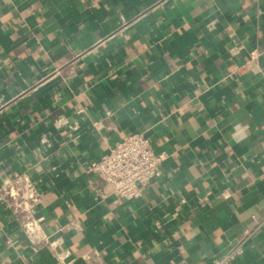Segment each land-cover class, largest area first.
Wrapping results in <instances>:
<instances>
[{
    "label": "crops",
    "instance_id": "1",
    "mask_svg": "<svg viewBox=\"0 0 264 264\" xmlns=\"http://www.w3.org/2000/svg\"><path fill=\"white\" fill-rule=\"evenodd\" d=\"M130 133L161 175L96 199L85 164ZM21 172L48 240L0 187V264H212L245 228L235 264H264V0H0V186Z\"/></svg>",
    "mask_w": 264,
    "mask_h": 264
},
{
    "label": "built area",
    "instance_id": "2",
    "mask_svg": "<svg viewBox=\"0 0 264 264\" xmlns=\"http://www.w3.org/2000/svg\"><path fill=\"white\" fill-rule=\"evenodd\" d=\"M259 58L260 52L257 49L250 50L242 65L234 64V73L247 70L262 73ZM164 159L165 154L155 152L151 141L142 133H130L84 167L87 172L96 174L100 181L95 192L96 199L113 197L114 200L129 201L141 197L145 187L161 175L159 165ZM0 187L13 219L32 248L46 242L48 236L42 231L41 218L34 215L41 196L35 181L29 174L21 172L7 177ZM255 231L256 228H245L230 241L227 250L216 257L212 264H235ZM54 244L49 242L51 247ZM83 259L86 264H101L100 254L95 249L84 254Z\"/></svg>",
    "mask_w": 264,
    "mask_h": 264
}]
</instances>
